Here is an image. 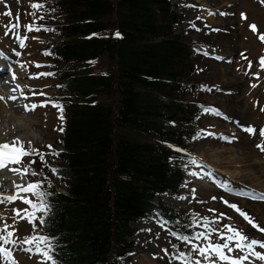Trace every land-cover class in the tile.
<instances>
[{
  "label": "trees",
  "instance_id": "obj_1",
  "mask_svg": "<svg viewBox=\"0 0 264 264\" xmlns=\"http://www.w3.org/2000/svg\"><path fill=\"white\" fill-rule=\"evenodd\" d=\"M41 4L36 23L51 30L39 31L47 37L40 51L63 120L53 159L34 156L37 179H28L44 180L52 194L45 223L36 227L56 238L57 264H116L134 248L132 224L155 221L153 212L169 233L198 232L193 212L154 204L158 195L179 196L197 168L189 153L204 114L194 101L202 90L195 80L202 57L173 32L181 15L170 0Z\"/></svg>",
  "mask_w": 264,
  "mask_h": 264
},
{
  "label": "rangeland",
  "instance_id": "obj_2",
  "mask_svg": "<svg viewBox=\"0 0 264 264\" xmlns=\"http://www.w3.org/2000/svg\"><path fill=\"white\" fill-rule=\"evenodd\" d=\"M42 1L0 0V50L10 56V66L14 65L16 79L21 85L19 86L22 89L21 93L17 91L19 99L14 103L16 105L48 103L47 107H38L34 112H29L32 114L30 118L32 125L29 126L31 147L43 153L47 163L53 159L57 139L60 137L61 112L53 106L54 99L57 100L58 97L52 78L49 75L38 76L39 73H49L50 69L47 59L40 51L41 39L47 37L36 31L26 32L23 27L34 20L36 22L39 18L40 10L33 9L31 4ZM170 3L182 17L181 22L174 26L173 32L188 39L202 57L197 64L195 75V80L202 86V90L195 98L186 97L190 101L198 100L203 107L204 114L194 124L195 135L201 130L215 135H204L191 143L189 156L196 159L197 168L188 172L179 196L158 195L154 204L163 203L177 210L193 212L199 218L216 221L210 227L226 235L231 233L225 225H231L242 230L250 239L264 241V232L260 231L264 228V210L255 208L256 203L264 201L251 198L253 194L256 196L264 194V152L257 147L258 144H264V137L259 134L260 130L264 129V69L259 64V59L264 56V42L259 39V35L264 34V0H170ZM8 11H11V17L4 15ZM33 12H36L35 17L31 15ZM242 13L246 15V19L242 18ZM17 17L21 25L20 35L28 36L24 48L18 46L13 33L5 35V26L16 22ZM253 24L257 26V32L251 30L250 25ZM15 52L21 55L16 56ZM1 64L3 61L0 59ZM37 64L40 67H37ZM33 92L37 94L33 95ZM25 96L28 99H23ZM2 101L0 100V112L4 107ZM13 105L8 104L4 108L11 113L16 110L19 113L21 110L18 109L22 108L18 106L15 109ZM206 108L216 109L219 114L205 112ZM6 124L3 122L0 127ZM247 127H254L257 130L256 134L246 132L244 129ZM22 134L23 132L20 135L12 134L2 137L1 140L14 136L20 139ZM32 158L34 156H26L21 165L13 167L24 168L31 165L32 168ZM52 170V167L47 168L51 174ZM6 171L0 174L1 179L5 178ZM35 178L37 179V176ZM9 179L4 181L6 188L2 189L13 188V182L22 183L18 179ZM25 182H29L28 176L25 177ZM231 204H236L242 211L247 212L258 227L249 224L229 206ZM25 208L29 206L19 200L11 204H0V217L5 218L9 225H13L15 219L16 237L20 239L33 234L32 224L27 219L16 217L14 213V209H20L23 216L22 210ZM29 211L32 209L29 208ZM151 215L156 218L155 221L139 220L132 224L138 231L131 238L134 248L118 258L116 264L169 262L172 253L175 252L173 245L178 244L160 225L158 215L154 212ZM199 222L198 232L206 231L202 220ZM210 240L215 244L223 243L216 233L212 234ZM208 243L209 241H193V244L201 246ZM185 246L188 247L187 251L192 260L209 264L204 257L192 252V245ZM165 249L168 250L167 253ZM256 250L264 253V249ZM228 254L242 256L245 253L236 250ZM14 257L18 264H41L43 260L39 255L24 253L19 249H14ZM212 259L216 258L213 256ZM173 262L182 264L180 261ZM0 264L5 262L0 260ZM216 264L223 262L217 260ZM245 264H264V261L250 256Z\"/></svg>",
  "mask_w": 264,
  "mask_h": 264
},
{
  "label": "snow or ice",
  "instance_id": "obj_3",
  "mask_svg": "<svg viewBox=\"0 0 264 264\" xmlns=\"http://www.w3.org/2000/svg\"><path fill=\"white\" fill-rule=\"evenodd\" d=\"M31 7L35 10H40L44 7L41 3H33ZM213 14V13H209ZM9 17L12 16L11 11L4 13ZM32 16H36V12L31 13ZM242 18L246 19L245 14H241ZM40 20L43 19V16L39 17ZM26 32H39L41 30L50 31L51 29L48 28H41L37 26L35 20L33 23H29L23 26ZM6 32L5 35L8 33H13L14 39L18 42V46L20 48L26 47V41L28 40L27 35H20V28L21 25L19 24L18 17L16 18V22L10 23L9 25L5 26ZM250 28L253 32H257V26L255 24L250 25ZM119 36V33L116 34ZM259 39L261 42H264V34L259 35ZM48 54V53H46ZM207 55V53H204ZM16 56H20L21 53L15 52ZM0 57H7L4 56V53L0 51ZM259 64L262 69H264V56L259 59ZM40 67L39 64L36 65ZM23 67V65H21ZM251 67V64H249ZM52 75V73H39L38 76H48ZM13 80L16 79L15 73L12 74ZM38 78V77H33ZM258 78V77H257ZM19 86L17 85V88ZM252 87H256V85H252ZM17 88H13V93L16 92ZM36 95V92L32 93ZM43 95V93H40ZM3 99H10L11 101H17L19 97L17 95H12L10 97H2L0 96V100ZM23 99H28V97H23ZM48 103L45 102L43 104H28L24 103L19 105L20 108L24 112H34L38 107H47ZM54 107L58 108L62 113L63 107L59 104H53ZM205 112H211L213 114H219L218 110L213 108H206L204 109ZM60 119L63 120V116H60ZM246 132L255 135L257 130L254 127H247L244 129ZM260 136L264 137V129H261L259 132ZM204 135H215L214 133H205L204 130H201L199 133L196 134L194 137L195 139L200 138ZM227 139V138H225ZM230 142V141H229ZM28 145L26 148L25 145ZM51 148V146H48ZM257 147L264 152V144H258ZM177 151H182L181 149H177ZM55 154V153H54ZM26 156H38L39 159L46 163L45 157L43 153H40L39 150H33L31 147V143L22 141L19 137H11L7 140H0V172L4 170L12 172L15 176H18L22 183H15L13 182L14 192L13 194L9 195H0V204H11L15 203L17 200L25 203L28 205L32 211H29V208L23 209L24 215L21 216L20 209H14V213L16 217H20L21 219H27L29 223L33 226V234L29 236H25L23 239L16 237V229H15V219L14 224L9 225L6 222V219L0 217V260H3L5 264H18V261L14 257V249H19L24 253H28L31 255H39L43 257L41 264H57L56 260L54 259L53 252H54V241L55 237L48 236L46 234H41L36 227V222L39 221L40 225L45 223L44 215H46L51 210V205L48 203V197L52 195L45 189L44 180L33 181V182H25V177L28 175L36 176L38 173L31 168V165L28 167H11L12 165H21L23 162V158ZM31 163H35V161H31ZM191 163H197L195 158H192ZM55 172L56 170L53 169ZM195 175L196 173H192ZM48 187H51L49 184ZM239 195H247V193H239ZM33 197L35 199H33ZM252 199H258L264 201V194L260 196H256L253 194L251 197ZM215 199V198H214ZM227 204L228 202L225 201ZM231 208L235 209L249 224H252L253 227H258L256 223H254L253 218L245 211H242L238 205L231 204L229 205ZM214 211V210H210ZM37 212L41 213L40 216H37ZM223 215V214H221ZM202 220L203 227L206 231L195 232L193 235H185L182 233L171 232L170 234L175 237L176 239L180 240L185 244L192 245V252L198 253L201 257H204L206 260L209 261V264H216V261L223 262V264H245L249 260V257H255L258 260L264 261V253L257 251V248L264 249V241H260L258 239H250L247 235H245L242 230L234 228L231 225H225L230 235H226L222 232H218L215 228L210 227V225L214 224L216 221H211L208 218H199L193 217L191 224L195 226H199L197 224V220ZM166 223V222H163ZM163 226V224H162ZM11 229V230H10ZM260 231L264 232V228H261ZM213 233L219 235V238L223 241L222 244H215L211 243L210 237ZM193 241H209V243L205 246H201L199 244H193ZM175 249V254L170 257V260H179L182 264H201L198 260H192L191 255L180 251L177 245H173ZM227 250V252L225 251ZM239 250L240 252L245 253L242 256H231L228 253L235 252ZM167 253V249L164 250ZM216 259L213 260L212 257Z\"/></svg>",
  "mask_w": 264,
  "mask_h": 264
},
{
  "label": "bare ground",
  "instance_id": "obj_4",
  "mask_svg": "<svg viewBox=\"0 0 264 264\" xmlns=\"http://www.w3.org/2000/svg\"><path fill=\"white\" fill-rule=\"evenodd\" d=\"M198 1V0H196ZM2 70H0L1 72ZM19 81L17 79L13 80L10 79L8 80L4 86L5 91L1 93L2 97H10L12 95H17V91H19V93H21L22 89ZM13 88H17L16 92L13 93L12 89ZM4 102V107H6V105L11 104L16 108H18L19 105H16L14 103V101H11L10 99H3ZM1 104V103H0ZM10 106V105H9ZM3 107V109L1 108V112H0V123L2 124L3 122L6 124L5 126L3 125L2 127H0V140L2 137H8L9 135L12 134H19L23 132L22 136H20L21 140L24 141H30L31 138V134L29 132V126L32 125V120L30 119L32 117V114L29 112H24L22 109H18L20 112L18 113L17 110L14 113L9 112L8 110L6 111V109ZM6 120V121H5ZM2 121V122H1ZM0 124V125H1ZM14 165H12L11 167H13ZM4 179L0 178V195H9V194H13L14 192V188L9 187L7 189H2V188H6L4 186V181L5 180H10L11 179H18L20 180V178L18 176H15L12 172L10 171H6V174L4 175ZM9 177V178H8ZM21 181V180H20ZM255 208L258 209H262L264 210V203H256L255 204Z\"/></svg>",
  "mask_w": 264,
  "mask_h": 264
}]
</instances>
